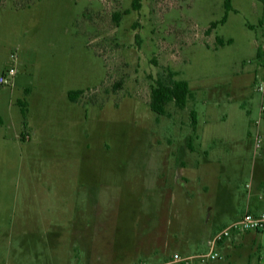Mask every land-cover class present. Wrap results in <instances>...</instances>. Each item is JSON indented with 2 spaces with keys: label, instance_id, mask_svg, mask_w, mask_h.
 Here are the masks:
<instances>
[{
  "label": "rangeland",
  "instance_id": "1",
  "mask_svg": "<svg viewBox=\"0 0 264 264\" xmlns=\"http://www.w3.org/2000/svg\"><path fill=\"white\" fill-rule=\"evenodd\" d=\"M134 1L0 0V77L15 71L0 86V264H91L95 252L109 264L154 235L211 236L247 209L264 140V0H231L216 27L224 0ZM167 72L192 97L157 116L151 88Z\"/></svg>",
  "mask_w": 264,
  "mask_h": 264
},
{
  "label": "crops",
  "instance_id": "2",
  "mask_svg": "<svg viewBox=\"0 0 264 264\" xmlns=\"http://www.w3.org/2000/svg\"><path fill=\"white\" fill-rule=\"evenodd\" d=\"M262 125L260 132L264 135V124ZM27 140H29L28 135L25 137L24 141ZM260 144L262 145L259 146ZM259 145L256 146L257 148H260L258 153L259 157H257L255 162L252 163L250 172L252 183L251 191L249 192L247 199V209L239 215V217L245 212L256 213V211H252V208L257 210L258 213H264V140L259 141ZM239 217H236L235 220ZM230 220L231 219L226 221L222 227L227 226L234 219L232 221ZM203 229H191L189 234H181L178 238H165L159 234L154 235L153 238H147L146 244L143 246L141 244L139 245L134 243L135 245L132 246V248L135 249L132 251L133 254H135H131L129 259L127 253L122 254L117 250V252H114L111 256L109 264H136L139 262H144L146 264H161L175 254L182 257L197 256L196 252L201 250L204 246L209 248L210 240L214 234L213 232L211 236L203 235ZM116 231L118 233V227L116 228ZM163 233L165 236V231ZM263 233L264 230L260 232L232 234L231 238L225 240L218 246V254L222 257V259L210 261L208 264H231V261L239 258L242 259V264H264V255L260 250L261 244L259 240V238H261L259 235H263ZM121 239L126 240V238ZM123 243L126 245V241H123ZM93 254L94 255L90 257V262H92L91 264H94L92 259H94L95 256L100 257V260H104V256L102 254L100 256L98 252ZM88 258L89 257H87V259Z\"/></svg>",
  "mask_w": 264,
  "mask_h": 264
},
{
  "label": "built area",
  "instance_id": "3",
  "mask_svg": "<svg viewBox=\"0 0 264 264\" xmlns=\"http://www.w3.org/2000/svg\"><path fill=\"white\" fill-rule=\"evenodd\" d=\"M261 60L264 63V45L260 48ZM15 71L9 69L6 73L0 77V86H8L11 78L14 77ZM255 89L258 93L264 94V73L256 80ZM257 139V144L259 143ZM264 230V213H251L245 212L237 220H234L227 226L217 230L210 240L209 250L205 254L197 256L182 257L178 254L173 255L169 260L161 264H190L194 260L199 262L208 263L222 259L218 254V246L223 243L226 239L230 238L234 233H245V232H258ZM137 264H146L144 262Z\"/></svg>",
  "mask_w": 264,
  "mask_h": 264
},
{
  "label": "trees",
  "instance_id": "4",
  "mask_svg": "<svg viewBox=\"0 0 264 264\" xmlns=\"http://www.w3.org/2000/svg\"><path fill=\"white\" fill-rule=\"evenodd\" d=\"M135 5L138 7V0H135ZM224 14L223 17L211 25L216 27L217 25H222L227 21L229 13L232 11L231 0H224ZM219 45H223L221 38H216ZM232 40L229 39L227 44H231ZM260 56V52L257 54ZM175 74L173 72H167V75L156 82L155 86L151 88L149 108L157 116H163L166 114V106L169 103H173L177 108L183 109L191 98L192 94L188 83L185 80L175 79ZM82 91H70L68 92V99L72 102H76ZM17 104L21 108V113L26 118V104L23 101H17ZM195 123V120H193ZM262 231V230H261ZM260 232V231H258Z\"/></svg>",
  "mask_w": 264,
  "mask_h": 264
}]
</instances>
